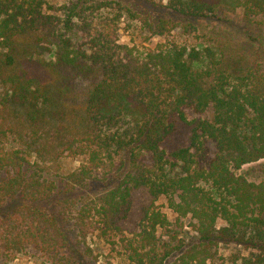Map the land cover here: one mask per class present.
<instances>
[{"label": "trees", "instance_id": "trees-1", "mask_svg": "<svg viewBox=\"0 0 264 264\" xmlns=\"http://www.w3.org/2000/svg\"><path fill=\"white\" fill-rule=\"evenodd\" d=\"M167 8L193 19L238 8L264 16V0H168ZM124 12L155 36L172 28L119 1L0 0V216L27 212L23 234L48 253L67 246L61 222L73 219L84 241L95 228L132 234L122 235L128 264H219L220 244L248 251L231 253L230 264H264V180L235 172L264 158V44L249 65L223 45L140 53L120 42ZM67 157L81 162L65 174L73 185L116 179L66 210L72 217L43 203L57 187L49 169ZM162 197L177 215L173 229L156 209ZM6 232L26 242L15 225Z\"/></svg>", "mask_w": 264, "mask_h": 264}, {"label": "rangeland", "instance_id": "rangeland-1", "mask_svg": "<svg viewBox=\"0 0 264 264\" xmlns=\"http://www.w3.org/2000/svg\"><path fill=\"white\" fill-rule=\"evenodd\" d=\"M55 5L63 3L65 0H51ZM103 1V0H95ZM119 1L121 4L128 6L140 16L158 23L160 20H169L172 25L170 31L163 36L153 35L149 27L141 22L133 21L126 12H124L119 23V39L121 43L135 45L140 53H145L153 47H168L172 44L181 45L188 49L196 48L203 50L205 47H212L218 52L220 48H225L227 53H237L242 57L244 65H249L251 61L256 63L258 49L264 44V16H254L247 18L244 10L238 8L236 11H222L220 18H186L167 8L168 0H163V7L159 0H104ZM116 6V3H114ZM110 8V7H109ZM223 45V46H222ZM222 46V47H221ZM258 50V51H257ZM45 57L53 58V53L46 52ZM209 157L215 155L216 148L212 141H207ZM79 158L67 157L58 166L57 170L49 169V179L56 184L52 196L49 200L43 201L47 208L53 213L63 212L64 210L75 211L79 209L82 201L87 198L101 195L116 181L110 177L106 182L100 180L102 175L99 174L98 180L91 181L87 185H73L65 179L68 171L74 170L80 165ZM33 158H30L32 161ZM56 166L53 167L55 169ZM26 169L31 171V167ZM237 175L246 177L249 181L261 182L264 180V158L257 161L244 164L241 168L235 170ZM3 175V174H2ZM95 176V175H94ZM109 182V183H108ZM108 183V184H107ZM203 185L209 189L210 185L203 182ZM61 203V205L59 204ZM63 202V203H62ZM78 205V206H75ZM168 201L162 197L156 202V209L167 213L172 224L169 228L175 227L177 215L167 209ZM67 217L72 214L65 212ZM63 215H60L61 218ZM28 213L13 215L12 217L0 216V264H101L106 258L111 259L114 264H128V255L126 252L125 236L132 237V234L124 231L123 236L119 233L103 234L99 228L90 232L84 241L78 235L75 229L73 219L70 221L63 220L62 228L67 230V246L60 248L52 253H48L42 245H37L30 240L32 234H23L24 227L27 223ZM188 219L185 221V230L191 228L188 226ZM98 218L91 220L98 227ZM180 222H178V225ZM15 225L17 229H22L21 240L26 242L21 244L7 241L8 233L6 226ZM179 229V228H178ZM140 227L136 228L138 232ZM165 229L159 228L158 236L166 238ZM110 232V231H108ZM196 234V232L194 233ZM240 252L248 255V251L239 245H222L220 244V255L222 259L219 264H230V254ZM58 253L59 256L54 254ZM63 257H67L63 258Z\"/></svg>", "mask_w": 264, "mask_h": 264}]
</instances>
